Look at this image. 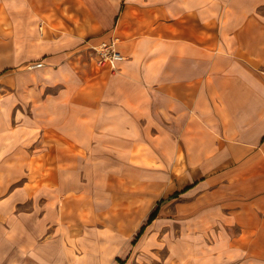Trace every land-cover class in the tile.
I'll return each instance as SVG.
<instances>
[{"label":"crops","instance_id":"1","mask_svg":"<svg viewBox=\"0 0 264 264\" xmlns=\"http://www.w3.org/2000/svg\"><path fill=\"white\" fill-rule=\"evenodd\" d=\"M0 264H264V0H0Z\"/></svg>","mask_w":264,"mask_h":264},{"label":"built area","instance_id":"2","mask_svg":"<svg viewBox=\"0 0 264 264\" xmlns=\"http://www.w3.org/2000/svg\"><path fill=\"white\" fill-rule=\"evenodd\" d=\"M96 57V66L101 69H109L112 72L117 70V64L122 61L124 57L117 49V42L111 41L109 43H102L99 46L92 47ZM42 65H38L41 67Z\"/></svg>","mask_w":264,"mask_h":264},{"label":"trees","instance_id":"3","mask_svg":"<svg viewBox=\"0 0 264 264\" xmlns=\"http://www.w3.org/2000/svg\"><path fill=\"white\" fill-rule=\"evenodd\" d=\"M152 219H153V217H152ZM152 219H150V221H151Z\"/></svg>","mask_w":264,"mask_h":264}]
</instances>
